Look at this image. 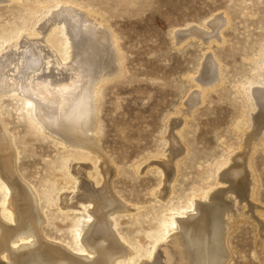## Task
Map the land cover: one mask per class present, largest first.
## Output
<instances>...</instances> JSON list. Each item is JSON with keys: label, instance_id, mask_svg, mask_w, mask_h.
Segmentation results:
<instances>
[{"label": "rangeland", "instance_id": "374dc122", "mask_svg": "<svg viewBox=\"0 0 264 264\" xmlns=\"http://www.w3.org/2000/svg\"><path fill=\"white\" fill-rule=\"evenodd\" d=\"M67 8L81 9L79 15L90 13L101 21L115 37L121 59V72L99 91L102 183L94 184L88 177L94 165L71 157L78 154L76 149L66 152L65 146L41 135L27 112L26 99L1 96L0 117L16 147L18 171L38 196L46 222L41 226L43 236L56 245L83 251L81 233L72 225H80L84 215L75 207L92 192L100 201L114 197L124 206L112 217L114 230L137 253L133 261L124 259V264H141L148 260L159 233L168 236L177 227L168 216L194 214L195 197L213 188L223 164L249 149L248 135L244 137L240 128L247 110L243 86L259 80L264 71V0H2L0 64L22 51V39H18L22 33H40L32 39L38 44L52 21L59 19V12ZM178 32H184V37L178 39ZM56 35V42L63 45L62 34ZM207 58L220 71L219 85L197 81ZM63 67V73L72 70ZM196 94L199 102L187 105ZM175 120L185 121L176 129L185 153L166 195L168 166H174L176 159L165 151L173 149L167 137L172 131L169 122ZM252 147L253 201L228 195L239 201L228 237V264H264V229L258 221L264 224V141ZM164 153L166 158H160ZM159 159L171 163L166 166ZM233 164L223 172L232 170ZM65 165L69 176L79 178L76 192L55 184V175ZM2 187L0 183V203L4 201ZM64 199L73 200L63 204ZM74 215L77 218L72 221ZM173 241L158 245L156 264H170L166 250L174 254L173 264H180Z\"/></svg>", "mask_w": 264, "mask_h": 264}, {"label": "bare ground", "instance_id": "6f19581e", "mask_svg": "<svg viewBox=\"0 0 264 264\" xmlns=\"http://www.w3.org/2000/svg\"><path fill=\"white\" fill-rule=\"evenodd\" d=\"M80 11L78 8L61 10L59 21L54 17L55 21L47 25L45 35L38 44L32 39L40 37V33L29 31L30 34L25 32L27 35L22 33L19 36V41L22 39V51L14 53L11 58L9 56L6 64H0V98L7 94L26 99L27 112L32 116L34 127L41 135L65 146L66 152L70 147L76 149L78 154L71 156L75 161H88L94 165L88 177L93 178L94 184L98 185L103 181L104 168L98 146L99 91L105 81L121 72V59L115 37L107 28L102 27L101 21L90 13L79 15ZM219 22L223 23L221 20ZM58 31L63 36V45L55 40ZM175 34L179 39L185 33ZM63 66H69L72 70L63 73L60 71ZM197 81L205 86L220 84V71L212 59L207 58L200 68ZM243 89L247 110L242 113L240 128L244 137L248 135L249 149L243 150V156L239 159L231 158L223 164L218 182L213 188L195 197L194 214L186 218L168 216L177 227L171 229L168 236L163 234L164 231L159 233L160 236L148 251V260L141 264H156L154 258L158 245L170 240H174L173 244L181 256L180 264H228V237L233 228L237 204L239 206V201L236 202V198L231 199L228 195L233 194L243 200L251 198L248 201H253L255 182L250 171L249 156L252 146L258 141H264V71L259 80L248 84L246 82ZM190 97L187 105L199 102V95ZM182 121L169 122L172 131L169 130L167 140L168 144L170 140L173 141V149L165 152H171L169 155L174 156L176 161L173 160L174 166H168L170 172L164 181L168 186L165 189L166 195L170 193L171 181H174L178 167L176 164L185 153L179 131L176 130ZM166 154L160 158H166ZM162 162L166 166L169 163ZM232 162L235 163L233 171L223 172ZM17 163L16 147L0 117V183L5 191L4 201L0 203V264H124V259L133 261L137 253L120 241L114 230L115 221L112 220L115 212H120L124 206L110 195L111 198L103 202L92 192L82 196L83 203L75 207L84 215L80 225H72L81 233L79 242L83 251L71 250L48 241L41 231V226L46 222L40 211L38 196L35 189L20 175ZM66 170L67 165L63 172L55 175V184L62 185L65 191L76 192L79 178L69 176ZM71 200L64 199L63 204ZM101 202L102 207L99 206ZM76 218L72 217V221ZM258 221L264 229L263 222ZM167 251L168 262L173 264L174 254Z\"/></svg>", "mask_w": 264, "mask_h": 264}]
</instances>
